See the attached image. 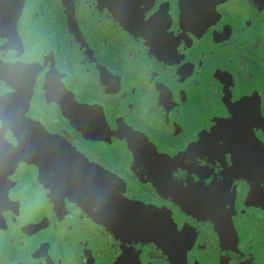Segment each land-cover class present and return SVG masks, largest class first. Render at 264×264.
<instances>
[{"label":"flooded vegetation","instance_id":"flooded-vegetation-1","mask_svg":"<svg viewBox=\"0 0 264 264\" xmlns=\"http://www.w3.org/2000/svg\"><path fill=\"white\" fill-rule=\"evenodd\" d=\"M0 264H264V0H0Z\"/></svg>","mask_w":264,"mask_h":264},{"label":"rangeland","instance_id":"rangeland-1","mask_svg":"<svg viewBox=\"0 0 264 264\" xmlns=\"http://www.w3.org/2000/svg\"><path fill=\"white\" fill-rule=\"evenodd\" d=\"M35 38V37H34ZM239 93H237V91H235V93H234V96H235V98H239ZM256 101H254V102H252L251 103V106L249 107V109L251 110V111H249L250 113H252L253 115H250L249 116V120L251 121V120H253V116L255 115V113H256V111H258L259 110V105H258V103L256 104L255 103ZM252 122H254V120L252 121Z\"/></svg>","mask_w":264,"mask_h":264}]
</instances>
